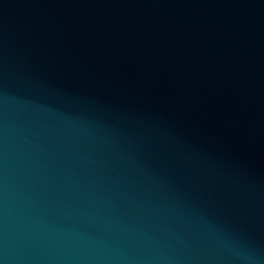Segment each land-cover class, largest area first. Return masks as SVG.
<instances>
[{"label": "water", "instance_id": "obj_1", "mask_svg": "<svg viewBox=\"0 0 264 264\" xmlns=\"http://www.w3.org/2000/svg\"><path fill=\"white\" fill-rule=\"evenodd\" d=\"M0 264H264V0H0Z\"/></svg>", "mask_w": 264, "mask_h": 264}]
</instances>
